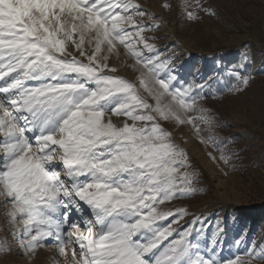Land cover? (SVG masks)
Masks as SVG:
<instances>
[{"label":"snow or ice","instance_id":"snow-or-ice-1","mask_svg":"<svg viewBox=\"0 0 264 264\" xmlns=\"http://www.w3.org/2000/svg\"><path fill=\"white\" fill-rule=\"evenodd\" d=\"M158 19L135 0H0V206L24 226L11 233L22 256L35 259L54 238L63 259L53 264H215L192 259L183 237L161 252L174 230L153 227L175 215L159 205L198 191L165 125L215 128L198 103L204 85L161 76L170 61L144 35ZM121 46L135 80L109 66ZM83 205L91 218L71 221ZM9 243L0 240V254Z\"/></svg>","mask_w":264,"mask_h":264},{"label":"rangeland","instance_id":"rangeland-1","mask_svg":"<svg viewBox=\"0 0 264 264\" xmlns=\"http://www.w3.org/2000/svg\"><path fill=\"white\" fill-rule=\"evenodd\" d=\"M135 2L159 18L148 21L159 24V29L144 35L155 37L147 42L155 45L161 60L170 61L161 76H176L173 83L177 86L204 85L195 90L201 97L198 103L215 121L211 131L200 124L199 135L192 125H165L187 152L198 191L159 205L158 210L175 213L153 225L174 230L160 250L183 237L192 259L264 264L260 258L264 254V0H199L212 9V15L200 10L197 0ZM189 11L199 19H187ZM119 51V57L109 59V66L118 68V75L135 80L137 74L126 66L134 61L124 55L122 46ZM237 72L249 78L246 88L236 78ZM222 157H228V162ZM90 211L83 205V215L74 210L70 220L91 218ZM7 220L5 206H0V240L7 237L12 249L0 254V264H53L54 259H63L57 255L54 238L37 250L35 259L22 256L11 233L24 226ZM48 246L53 247L54 256L47 257L44 249Z\"/></svg>","mask_w":264,"mask_h":264},{"label":"bare ground","instance_id":"bare-ground-1","mask_svg":"<svg viewBox=\"0 0 264 264\" xmlns=\"http://www.w3.org/2000/svg\"><path fill=\"white\" fill-rule=\"evenodd\" d=\"M44 252L46 253L47 257L48 255H55L54 252H53V247L52 246H48L47 248L44 249ZM43 253V252H42ZM62 258V257H61ZM62 260V259H61Z\"/></svg>","mask_w":264,"mask_h":264}]
</instances>
